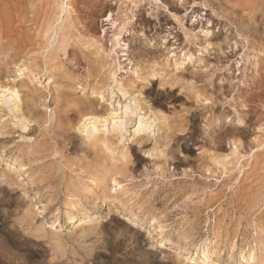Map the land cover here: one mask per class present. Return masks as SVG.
Returning a JSON list of instances; mask_svg holds the SVG:
<instances>
[{
    "label": "rangeland",
    "instance_id": "1",
    "mask_svg": "<svg viewBox=\"0 0 264 264\" xmlns=\"http://www.w3.org/2000/svg\"><path fill=\"white\" fill-rule=\"evenodd\" d=\"M258 46L264 0H0V264H264Z\"/></svg>",
    "mask_w": 264,
    "mask_h": 264
},
{
    "label": "bare ground",
    "instance_id": "2",
    "mask_svg": "<svg viewBox=\"0 0 264 264\" xmlns=\"http://www.w3.org/2000/svg\"><path fill=\"white\" fill-rule=\"evenodd\" d=\"M7 1V0H6ZM9 3V2H8ZM6 12V11H5ZM7 28V27H6ZM264 51V47L263 46H258L257 48H255V53H261ZM74 219V218H73Z\"/></svg>",
    "mask_w": 264,
    "mask_h": 264
}]
</instances>
